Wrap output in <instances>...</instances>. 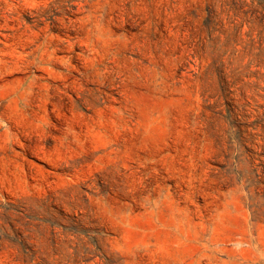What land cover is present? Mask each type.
<instances>
[{"label": "rangeland", "instance_id": "1", "mask_svg": "<svg viewBox=\"0 0 264 264\" xmlns=\"http://www.w3.org/2000/svg\"><path fill=\"white\" fill-rule=\"evenodd\" d=\"M0 264H264V0H0Z\"/></svg>", "mask_w": 264, "mask_h": 264}]
</instances>
